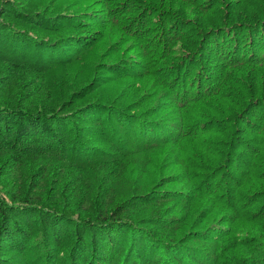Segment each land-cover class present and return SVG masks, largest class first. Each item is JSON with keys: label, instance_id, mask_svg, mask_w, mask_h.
I'll list each match as a JSON object with an SVG mask.
<instances>
[{"label": "trees", "instance_id": "trees-1", "mask_svg": "<svg viewBox=\"0 0 264 264\" xmlns=\"http://www.w3.org/2000/svg\"><path fill=\"white\" fill-rule=\"evenodd\" d=\"M0 264H264V0H0Z\"/></svg>", "mask_w": 264, "mask_h": 264}, {"label": "rangeland", "instance_id": "rangeland-1", "mask_svg": "<svg viewBox=\"0 0 264 264\" xmlns=\"http://www.w3.org/2000/svg\"><path fill=\"white\" fill-rule=\"evenodd\" d=\"M0 175H1V169H0ZM0 189L1 190H6L7 189V184L0 181Z\"/></svg>", "mask_w": 264, "mask_h": 264}]
</instances>
